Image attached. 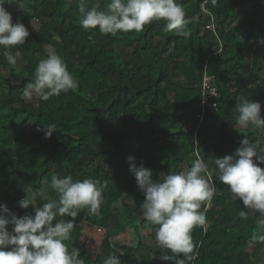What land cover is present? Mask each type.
I'll return each instance as SVG.
<instances>
[{
    "label": "trees",
    "instance_id": "obj_1",
    "mask_svg": "<svg viewBox=\"0 0 264 264\" xmlns=\"http://www.w3.org/2000/svg\"><path fill=\"white\" fill-rule=\"evenodd\" d=\"M13 2L25 8L3 6L29 36L11 49L20 52V65L14 68L0 55V204L17 216L33 215L32 206L21 208L19 201L27 195L42 206L58 199L50 187L52 174L98 180L104 196L100 212L80 211L65 242L68 250L78 248L85 264H103L109 254L119 256L121 264H172L160 259L171 252L158 247L154 226L143 219L144 194L129 171L128 157L158 181L162 174L180 171L183 163L190 167L199 156L209 166L206 178L216 191L206 224L192 231L199 253L192 264H258L264 244L251 236L258 230L259 213L240 217L242 201L232 199L212 160L233 154L243 138L264 136L250 126L234 127L238 96L259 102L264 117V63L256 57L264 48V0H176L186 13L187 37L166 31L164 21L116 35L84 30L79 0ZM109 2L85 0L98 10H106ZM50 48L78 88L47 101L23 99ZM204 72L214 77L217 108L208 107L199 124ZM51 124L56 131L46 137L43 129ZM257 141L252 145L264 147ZM29 186L32 191L25 193ZM116 201L121 203L114 206ZM92 230L102 233L95 254L88 249ZM144 249L147 255L132 258Z\"/></svg>",
    "mask_w": 264,
    "mask_h": 264
},
{
    "label": "clouds",
    "instance_id": "obj_2",
    "mask_svg": "<svg viewBox=\"0 0 264 264\" xmlns=\"http://www.w3.org/2000/svg\"><path fill=\"white\" fill-rule=\"evenodd\" d=\"M6 2L11 4L13 0H0V55L15 68L21 54L19 51L13 54L11 49L24 44L29 31L19 20L13 22L12 14L3 6ZM211 3L215 4L216 0ZM78 10L82 16L80 26L84 30L98 28L101 34L142 32L145 25L154 21H164L165 30L178 36L190 34L185 10L176 0H110L106 10L88 7L85 0H79ZM260 43L264 44V39ZM33 81L22 92L25 100L35 96L47 101L78 88V81L68 71L61 56L51 48L46 58L36 65ZM236 99L238 115L234 127L251 126L264 132L261 104L243 96ZM43 130L46 137H51L56 126L51 124ZM128 160L129 171L144 194L143 219L154 226L158 247L171 252V255L163 253L160 259L172 264H192L199 255L195 251L192 231L206 224V212L216 191L206 178L211 176L208 164L197 156L190 167L162 174L156 181L150 169L135 163V157L129 156ZM212 164L220 182L228 186L232 199L242 201L240 217H257L259 213L258 230L251 240L264 244V168L260 166L264 165V147L258 149L243 138L233 154L214 157ZM99 185L100 182L92 178L74 180L72 175L52 174L50 187L58 194V199L49 200L42 206H36L35 197L27 195L19 201L21 208L32 206L33 215L17 216L5 204H0V264H85L79 249L73 247L69 251L65 242L70 240L74 219L82 209L87 208L91 215L99 214L104 202L103 188ZM23 190L25 193L32 191L30 186ZM120 203L116 201L114 206ZM57 216L73 219L65 222L57 220ZM103 264H121V260L119 256L109 254Z\"/></svg>",
    "mask_w": 264,
    "mask_h": 264
},
{
    "label": "rangeland",
    "instance_id": "obj_3",
    "mask_svg": "<svg viewBox=\"0 0 264 264\" xmlns=\"http://www.w3.org/2000/svg\"><path fill=\"white\" fill-rule=\"evenodd\" d=\"M10 6L13 8V9H23V8H25V6H22V5H20V4H17V3H15V2H13V3H11L10 4ZM257 52V51H256ZM256 57H257V60H259V61H263V63H264V48L263 49H261V50H259L258 52H257V54H256ZM21 61H22V56L20 55V57L18 58V63H17V65H20V63H21ZM261 70L263 71V67H261ZM250 131H252V130H255L254 128H252L251 126H250ZM257 136H258V134H257ZM261 135L260 136H258L257 138H256V140L254 139V141H249L251 144H252V142H256V143H258V139H259V141H260V139L262 140V141H264V136L263 137H261ZM184 167H186V165L183 163V167H182V169L184 168ZM181 169V170H182ZM102 240V233L101 232H98L97 230H92V233H91V236H90V240H89V244H88V249H89V251L91 252V253H94L95 254V251L97 250V247H98V245L100 244V241ZM148 242H149V245H152V243H153V241L151 240V239H149L148 240ZM144 255H147V249H144L140 254L139 253H132V258L133 259H136V260H138V259H140V257H142V256H144ZM258 264H264V258H261V259H259L258 260V262H257Z\"/></svg>",
    "mask_w": 264,
    "mask_h": 264
},
{
    "label": "built area",
    "instance_id": "obj_4",
    "mask_svg": "<svg viewBox=\"0 0 264 264\" xmlns=\"http://www.w3.org/2000/svg\"><path fill=\"white\" fill-rule=\"evenodd\" d=\"M211 29H214L213 25L210 26ZM213 76L209 75L204 72L203 74V81H202V95L201 101L198 105L200 109V113L198 114L199 117V124L202 123L204 114L208 107L217 108V91L212 85Z\"/></svg>",
    "mask_w": 264,
    "mask_h": 264
}]
</instances>
